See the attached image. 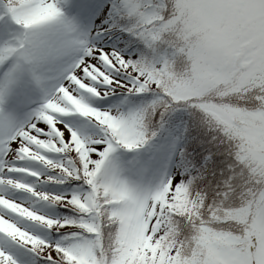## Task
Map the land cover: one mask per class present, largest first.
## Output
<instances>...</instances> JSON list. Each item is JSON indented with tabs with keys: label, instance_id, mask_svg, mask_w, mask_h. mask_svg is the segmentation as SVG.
I'll return each mask as SVG.
<instances>
[{
	"label": "snow or ice",
	"instance_id": "1",
	"mask_svg": "<svg viewBox=\"0 0 264 264\" xmlns=\"http://www.w3.org/2000/svg\"><path fill=\"white\" fill-rule=\"evenodd\" d=\"M0 264H264V0H0Z\"/></svg>",
	"mask_w": 264,
	"mask_h": 264
},
{
	"label": "trees",
	"instance_id": "2",
	"mask_svg": "<svg viewBox=\"0 0 264 264\" xmlns=\"http://www.w3.org/2000/svg\"><path fill=\"white\" fill-rule=\"evenodd\" d=\"M183 121H188L186 131ZM174 122L175 124L180 123L183 126H181L180 130V136L184 139L182 147L186 148L192 163L197 167L205 163H208L209 167H213L216 162L215 157H213L211 161L206 160L207 153L209 152V145L207 144L208 137L205 136L204 132L197 126H194L187 115L181 116L177 113Z\"/></svg>",
	"mask_w": 264,
	"mask_h": 264
},
{
	"label": "rangeland",
	"instance_id": "3",
	"mask_svg": "<svg viewBox=\"0 0 264 264\" xmlns=\"http://www.w3.org/2000/svg\"><path fill=\"white\" fill-rule=\"evenodd\" d=\"M177 126L175 127V129L173 130V135L174 136H176V137H179L180 138V144H181V146H183V137H181V136H179L180 134H179V132H180V129H181V124L180 123H178V124H176ZM183 127V126H182Z\"/></svg>",
	"mask_w": 264,
	"mask_h": 264
}]
</instances>
